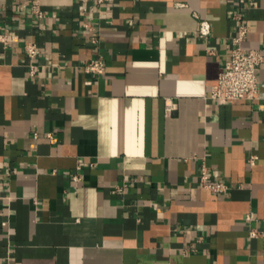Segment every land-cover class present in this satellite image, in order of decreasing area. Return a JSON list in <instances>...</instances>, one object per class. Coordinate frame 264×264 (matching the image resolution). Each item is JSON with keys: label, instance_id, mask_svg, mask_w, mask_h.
Returning a JSON list of instances; mask_svg holds the SVG:
<instances>
[{"label": "crops", "instance_id": "obj_1", "mask_svg": "<svg viewBox=\"0 0 264 264\" xmlns=\"http://www.w3.org/2000/svg\"><path fill=\"white\" fill-rule=\"evenodd\" d=\"M237 46L264 0H0V264H264V61L211 98Z\"/></svg>", "mask_w": 264, "mask_h": 264}, {"label": "built area", "instance_id": "obj_2", "mask_svg": "<svg viewBox=\"0 0 264 264\" xmlns=\"http://www.w3.org/2000/svg\"><path fill=\"white\" fill-rule=\"evenodd\" d=\"M109 0H96L99 6L107 3ZM32 10L40 15L43 12L39 9L38 3L33 4ZM89 21L86 23V29L90 34L91 42L97 45L100 42L96 28L94 25L93 11L88 15ZM211 25L207 21L201 22L200 33L207 35L210 33ZM247 34V26L243 23L239 25V34L235 38L237 43L244 40ZM2 42L7 44V38H2ZM27 58L30 60L29 67L32 75H35V65L33 61L40 55V48L34 41L28 42L24 46ZM264 61V55L260 50L245 49L242 46H237L233 49L231 58L226 62L224 69L220 72L217 83L212 87L211 98L221 102H234L237 100H251L259 93V79L257 70ZM84 70L95 75L101 74L106 70V62L102 56L91 59L84 65ZM170 107L169 110H172ZM50 140L54 141V135H48ZM73 179L80 180L78 174L73 175ZM201 181L204 186L221 191L226 188V185L220 183H209V175L206 168H203Z\"/></svg>", "mask_w": 264, "mask_h": 264}]
</instances>
